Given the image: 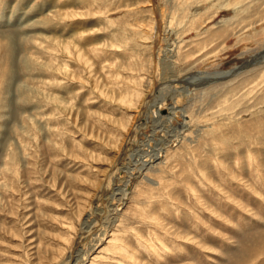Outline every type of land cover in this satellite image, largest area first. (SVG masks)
<instances>
[{"label":"rangeland","instance_id":"rangeland-1","mask_svg":"<svg viewBox=\"0 0 264 264\" xmlns=\"http://www.w3.org/2000/svg\"><path fill=\"white\" fill-rule=\"evenodd\" d=\"M263 50L264 0H0V264H264V62L211 78Z\"/></svg>","mask_w":264,"mask_h":264},{"label":"water","instance_id":"water-1","mask_svg":"<svg viewBox=\"0 0 264 264\" xmlns=\"http://www.w3.org/2000/svg\"><path fill=\"white\" fill-rule=\"evenodd\" d=\"M260 62H264V50L262 52H260L258 55H255L252 59L243 63L242 65H239V66H236L232 69H229V70L225 71L224 73L215 72L216 74L214 76H211V78H212V80H215V81L223 80V79L229 78L231 76H234L237 73H240L242 70H244V69H246L252 65H256ZM206 74L208 76L212 73L207 72ZM166 112H167L166 110H163V113H166Z\"/></svg>","mask_w":264,"mask_h":264},{"label":"bare ground","instance_id":"bare-ground-1","mask_svg":"<svg viewBox=\"0 0 264 264\" xmlns=\"http://www.w3.org/2000/svg\"><path fill=\"white\" fill-rule=\"evenodd\" d=\"M11 49H10V47L8 48V56H10V54H11ZM161 108V105L159 104L158 105V109H160ZM173 111V112H172ZM172 111L171 112H169V114L167 115V118H168V120H172L173 118H176V113H177V110L176 109H172ZM179 112V111H178ZM173 143V142H172ZM116 209V208H115Z\"/></svg>","mask_w":264,"mask_h":264}]
</instances>
